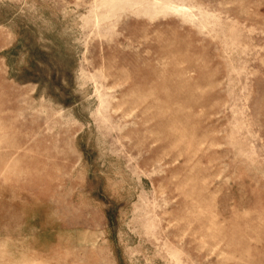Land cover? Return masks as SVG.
<instances>
[{"label": "rangeland", "instance_id": "1", "mask_svg": "<svg viewBox=\"0 0 264 264\" xmlns=\"http://www.w3.org/2000/svg\"><path fill=\"white\" fill-rule=\"evenodd\" d=\"M0 264H264V0H0Z\"/></svg>", "mask_w": 264, "mask_h": 264}]
</instances>
